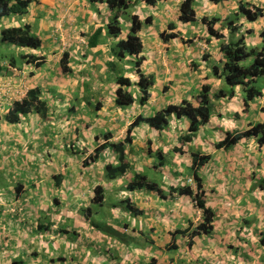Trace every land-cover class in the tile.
I'll list each match as a JSON object with an SVG mask.
<instances>
[{
	"label": "rangeland",
	"instance_id": "obj_1",
	"mask_svg": "<svg viewBox=\"0 0 264 264\" xmlns=\"http://www.w3.org/2000/svg\"><path fill=\"white\" fill-rule=\"evenodd\" d=\"M242 2L252 3V5H256L257 7H261L264 9V0H229L227 3L224 2L222 4H215L217 6H214V4L210 0H196V15H198V17H201L199 18L198 22L199 26L201 25V20L204 17L212 19L213 17L210 16V14L217 13L215 18H219L221 21L215 24V26L222 36L221 39H216L214 37H209L207 33L205 36L204 32L200 33L201 41H198V45L199 47H202L203 50L197 52L200 54V57L193 60V62H196V64L198 63L199 65L197 70L193 69V62L189 63L190 58L185 59L184 57L182 58L181 55V51H183L184 46L187 45L192 48V45L196 44V42H194V39L190 40L189 38V41H181L178 30H171V23L164 22L162 20L157 22L156 20V27H160L162 29H164L165 27L164 32L167 35H177L178 33V38L170 40L169 43H163L164 40L161 39L163 42H159L160 44L158 43V40L156 41V45L154 44V49L151 45L154 38L151 40V43L149 42V63L148 65H146V68L148 71H154L153 75L156 78V84L152 90V96L150 99L152 106L158 105V107L160 108L166 106L168 101H170L168 104H178L183 100L184 97L185 99L192 98L194 94L201 90L202 85H209L211 87V91L213 92L216 91L217 88H219L220 83L216 81L212 82L211 73L209 70L212 69V66H214L215 64H221V61L218 60L220 58H218L217 56V60L213 58L210 52L206 50L207 42H209L210 44H214V46L217 45V47H213V53H216L217 49L221 48L222 39L225 40V42H228L231 38V35H233L232 38H235L236 40L244 38L248 42V44L252 46H259V33L264 27V17L254 23L248 24L245 21L244 23H241L240 16H231L235 11L238 10L239 5ZM158 7L162 8L163 5L159 4ZM133 10V8H130L127 11H122L119 14L120 27L122 28V31L124 33H127L128 29L131 27V17L134 14V12H132ZM153 11H155V9H151L150 6V15H154L155 12ZM230 11H232L231 14H229ZM137 12V15L143 16V9L141 6L137 9ZM167 14L171 19H176L177 9L173 8ZM204 14L206 16H202ZM229 16H231V18L235 19V21L240 24V26L237 25L238 29L236 32H233L230 27L226 25V18ZM59 23L52 26L53 31L51 29L48 30L49 33L52 32L50 38L42 36V40H52L53 38L58 36L61 38V40L64 39V41H66L67 43V36L63 31V26H61L62 24ZM181 28L182 26L180 27V29ZM203 29L205 30L204 27H202V29L200 28V30ZM153 30H155V28L153 27L149 29V31L155 33V31ZM104 38L112 37L105 36ZM150 38H152V36H150ZM60 44L62 45L60 52H62L63 54L66 50L64 46L65 43ZM46 51V55L54 56V53H57L58 49L47 48ZM53 58L54 60H50L48 58L49 61L47 62L49 65H52L53 76L49 77L50 74L48 73V69L42 72L38 80L41 81L43 85L42 98L48 101L49 110L47 112V118L43 120L41 117H39V120L41 122H36L35 125L34 120L26 121L25 119L24 121L22 120V122L20 123L21 125L19 124V126H7L5 123L0 122V132H4V136L8 137L11 141L7 145V139L5 138L6 145L2 143L0 144V167H2L3 171H9L10 178L16 177L18 181L24 184V182L28 179L25 177L27 174L24 173L23 168L21 172L15 167V169L11 170V172L9 169L12 166H15V163H17V161H21L22 163L23 160H26V158L31 159L33 155L38 154L39 156L41 167L37 168H40V170L38 169V171H41L42 175V178L39 180H42L43 182L40 185L36 182L34 184V190L30 195H33V198L38 201L36 203V208L41 207L43 213L44 211L46 213L49 206L52 204L54 207H57V203L59 206L61 205L60 201L57 199L58 197L56 194V190H59V193L65 196L66 193L69 194L68 190L71 191V194H74L76 191L75 189H71L66 186L65 182L63 183L61 181V184H59L56 179V176H58V174L60 175V173L64 172L67 173V176H69L73 171L80 174V176H85L86 174L90 177L91 180H93V182L94 180H96L95 183H99L105 180L103 166L104 164L101 161L98 163L92 162L91 164L86 166V163H88L89 161L88 157L90 155L93 157L95 149L106 142L102 139L103 137H101V141L96 140L98 134H105V132L103 131H97L101 127L100 124H97L95 121L98 119V117L94 116V110H96L97 107H94L93 109L86 102H75V93L77 92L78 95L83 94L80 93L79 90H74V85L77 79L75 78V83L71 88L72 91L69 92L68 90H66L67 86L64 85V83L69 79V77H67L69 75H66L62 72L60 62H58L57 60V55H55ZM204 63L208 64L205 65ZM123 70L124 76L128 75V77L132 80L138 79V75L136 74V71L134 69L133 61L129 63V69L127 68V65H125L123 67ZM148 71H146V76L151 75ZM186 71H194L190 72V74L188 75H190V77H193V79L198 78L199 82L195 83L191 80L193 82L192 85L194 86L189 88L190 90L184 91L176 87L178 85L181 86V83H183L182 81L183 79H185L184 75ZM12 82L13 85L11 84L10 86H7V88L4 90V100H2L0 96V117L2 118L8 113V110L13 105V103L15 101L22 100L25 97L28 89H30V86L35 85V82L33 81L30 84L25 80H22L21 82L23 83V85L19 86L17 85L18 83H14V80H12ZM48 83H51V86H49ZM255 86H257L259 90L264 92V76L258 80ZM56 87L59 88L54 89ZM222 89L226 93L229 92V88L227 87V85L222 87ZM65 91L69 94V96L67 97L69 100H67V102H65L64 100L66 97L63 99L59 97V94L63 96L62 93H64ZM103 92H105V94H102L105 102L109 99V96H111L112 92L109 88L108 90L106 89ZM92 93L95 94V91H93ZM169 94H173V96H168ZM164 97L167 98L165 102H163ZM51 98L53 99L52 101L50 100ZM242 99V93L237 92V96L235 98H227L215 104L213 114L216 110V115H212L211 124L206 126L203 131L199 132V135L192 142H185L183 144L176 138V135L178 137H182V133L186 132L189 127V121L186 119H173L170 127L164 130L163 133L160 134V136H152L151 138H149V141L151 142L148 143V145L145 139L147 135L146 130H141L142 128L140 130L134 129L132 132V137L134 139L133 144L131 146L125 147V154L129 157L128 161L130 163L133 162V166H138L139 162H144V160H146V155L144 153L145 150H149L150 153H154L160 147L167 148L170 145H174L170 150L171 152L177 154L172 153L171 158L170 156H165V161L167 162L165 168L157 171L154 168L150 171L149 168H145V173L148 174L151 181L158 183L163 192L168 193V195H170L171 187L174 186L191 185L194 188L193 197L186 196L185 198L179 196L181 197L180 202L171 203V206L167 205L168 208H166L167 210H170L171 208H173V206L175 207V212H171L169 214L172 218H169L167 220V225H173L172 219L174 220L175 215H177L178 211L184 212L185 215H188L190 213V217L186 219V225L188 228L182 232L180 231L179 233H177V249L169 251L165 249V245H163L164 242L165 244H170V240L167 239V234H164L162 236V234L152 233L151 238L154 239V242L156 240L158 244L160 243L161 246L160 244L159 246L161 248L156 249V245H154L153 250H150V242L151 240L153 241V239H151L149 235L146 237H142L141 239L144 242H141L139 240V236L135 238L132 237L130 233L122 232L119 237L121 239L120 241L109 239L107 243L109 251L104 260L98 257V255L92 257L91 254H88L90 251V253H92L94 251L100 252V250H103V248H99L96 245H99V243H101L100 237L104 236L102 232L107 229V224H103L104 222H100L99 220L108 213L112 212L114 206L113 204H115L114 201L118 200V196L113 193V187L111 192L113 197L110 199V193H108L106 195L104 206L92 204L93 216L91 217L92 219L90 218L89 221L85 222L86 226L83 225V223L82 225H77L76 223V225L78 226L76 228H79L80 230H82V227L85 226L86 228L84 230H87L88 232L92 231V229L97 230V228L99 227V230L101 231L100 232L97 230V232L95 233H83V236L86 237V239H83L81 241V244L79 243L80 239L77 240L75 246L76 244L78 245V252L80 253V255L78 253L79 257L83 261H86V259H93L90 261H97L98 263H103L102 261H105V264H120L121 262L122 264H149L153 261V259L156 260V264H200L203 263L199 261L201 255H204L205 258L208 257L209 260L218 261L219 259H217L218 254L216 253V250H219V248H221L222 253H227L229 256L232 255V258H230L231 264H251L253 261H259V264H264V245L261 244V240L264 237V229L262 233H258L255 236V238H258V240L255 241V238L250 240L253 243H250L246 240H241L240 238L237 239V233H235L232 236L235 239V241H233L234 244L233 246H230L232 245V242H230L232 240H228L227 238L231 230H226L222 233L218 232L219 234L216 233V235L222 236V240L220 241L224 244H221V242L219 241L216 244L214 240H211V237H215L214 234L216 230L212 232L209 238L202 237L200 239H197L196 244L195 241L193 242L191 240L192 230L190 229L194 226H198V224L202 220L201 212L196 207H194L195 201L193 199L197 193V190L195 188L194 179L193 177H191V152H201L202 154L210 155L211 157L210 163H208L206 167L202 169L203 171L202 173H200V177L204 180L203 191L205 192L206 198L214 209L215 220L217 221L216 226L219 227V229L223 230L227 225L231 223L236 224V222L240 223L244 220L249 224L264 226V148L260 147L255 139L241 140V142L237 146L228 150L215 148V145L222 141L227 132H241L247 130L249 126L253 124L264 123V99L258 100L257 103L253 104L248 109H245V107L242 106ZM138 105L139 104H137V108L135 109L137 110L136 115H138L140 111L141 114L138 116H141L143 112L147 113L148 111L149 115L154 114L153 112L150 113V109L152 106H150L149 108L143 107L142 109ZM123 110L128 113V109ZM234 112L239 113V115H241V118H233L232 114ZM104 113L102 115H104ZM88 119L93 122H89ZM43 121L46 124H43ZM106 121H108L109 123V120ZM132 123L133 122H130V124L128 125L127 120L123 119L121 121V126L117 128L118 132L114 131L117 135L112 136V139L115 137L112 143H123L128 137V129ZM24 129L36 130V132L33 133L31 137L34 136L33 139L35 140L33 141H38L39 144L35 143L34 146L29 145L28 148L27 146H23L22 142L18 139L23 138L20 137V132ZM109 129H113V123L109 127ZM96 131L97 136L95 135ZM210 132L212 133V135L210 134ZM88 135H90V137ZM94 135L95 137H93ZM4 136H0V139L4 138ZM60 139H62V142L67 141L66 144L70 145L66 150L63 151L65 153L68 152L69 157H66L65 155L62 161L59 160L60 153H57V150H61L56 145L60 142ZM109 144L111 143L109 142ZM181 144L183 146L184 155L180 157L181 152L178 150V146L180 145L181 147ZM47 150H51L49 156L46 155ZM24 154L30 156H25ZM103 157L107 162L110 163H112V161H117L115 160L116 155L110 149V147L106 148ZM151 157L152 156L149 155V158ZM156 162L158 163V159L156 160ZM64 163H67L69 167H65ZM144 164L145 162L141 165ZM78 165L80 169H75ZM129 176V178L124 177L125 182L127 181V179L125 178H128V181H130V179L132 178V174H130ZM11 181L16 182L15 179H11ZM107 182L112 183V181ZM47 189H49V191ZM121 190L126 191L127 196L131 197L134 195V193L149 192L148 190L129 192L125 187H122ZM155 193L159 195V193ZM199 194L200 193L198 192V195ZM109 201H111V204L109 203ZM64 203L68 205L65 200ZM24 204L25 202L23 203V205ZM27 204H31L33 208V205L35 203L27 202ZM118 205L122 207V210H125V206L123 204L118 203ZM53 206L51 208H53ZM10 212L12 214H15L16 211L14 209H10ZM252 213H255L256 217L258 216L259 218L260 216H262V220L254 217ZM134 218H137V216H134ZM145 218H150L151 221L154 218L160 220V217L156 215L150 216V214L148 216H145ZM80 220L83 221L82 217ZM29 221H33V219L30 218L29 220H26L27 225H29ZM67 221V224H70L69 227L74 226V221ZM59 226L61 227L62 224H60ZM24 227L26 228V226ZM47 233L52 237L53 240L51 241H55L56 247H60L62 243H59L60 241H63L65 239V235H60L59 233H54L53 235L52 231H49ZM26 234H29L30 236V232ZM159 238L161 239V241L159 240ZM137 241H140L142 244L138 243ZM191 242L193 243L192 245H190ZM255 242H257L256 245H259L258 250H252V245ZM114 244L117 247H126V249H116L115 247H113ZM46 248L47 251L45 257L47 259L44 260V262L45 264H50L48 262L51 259V253L49 252L48 245ZM231 248L232 250H228ZM199 249L204 250V252L201 251V253H199ZM224 250L225 252H223ZM37 251L38 253H42L41 248H38ZM9 252L12 253L13 251ZM9 252H7L6 255ZM57 253L58 254L55 253L54 255L55 259L60 257L59 254H61L70 261H72V255L74 254L70 251V249H62L60 251H57ZM31 254L35 256L40 255H37L36 253H34V251H31ZM83 254L86 257H84ZM221 255L220 263H223V257H221ZM18 256H22V258L26 257L27 259V255L23 256L19 254ZM28 256L30 257L32 255ZM18 258L19 257H16L14 258V260L19 261ZM20 261L24 262L22 259Z\"/></svg>",
	"mask_w": 264,
	"mask_h": 264
},
{
	"label": "crops",
	"instance_id": "obj_2",
	"mask_svg": "<svg viewBox=\"0 0 264 264\" xmlns=\"http://www.w3.org/2000/svg\"><path fill=\"white\" fill-rule=\"evenodd\" d=\"M30 1H31V4L29 7L28 14L22 17L13 16V17H9L6 19H2L0 21V29H2L3 27L4 28L20 27V26L27 24V25H31L34 32L42 39V36H46L50 38V35L52 32L49 33L48 30L51 29L53 31L52 26L60 22L59 24H62L61 26H63V31L65 32V35L67 36L66 40L68 42L66 43L64 39L61 40V38L58 36H56L52 40L51 39L42 40L44 43L42 51H33L35 54L37 55L42 54V56H45L47 58L46 62L41 68L37 69L32 64L24 65V67L21 70L10 69L7 66L8 69L0 74L1 99L4 100V97H5L4 90L7 88V86H10L13 83L12 80H14L15 84L18 83L17 84L18 86L23 85V83L21 82L22 80H25L26 82L30 84L33 81L35 82V85L30 86V89L38 88L41 91H43L42 89L43 85L41 81H38L42 72L49 69L48 71V73L50 74L49 77L53 76L52 65H49L47 63L49 61L48 58L50 60L51 59L54 60L53 57L57 55V58H58L57 60L58 62H60L61 57H62V52H60L62 45L60 43L62 44L65 43L64 45L66 48L65 52L69 53V66L72 69V75L67 76L69 77V79L64 83V85L67 86L66 90H68L69 92L72 91L71 88L73 84L75 83V78H76L77 80L74 85V90L75 91L79 90L80 93H83V94L78 95V93L76 92L74 95V97L76 98L75 102H78V101H79L78 103L86 102L93 109L97 104H100V106H97V109L94 110L95 111L94 116L98 117V119L95 121L97 124H100L101 126L100 129L97 131L98 132L103 131L105 133L108 132L107 134L110 133L112 134V136L117 135L114 131L118 132L117 128L121 126V121L123 119H126L129 125L130 122H133V120L138 115L141 114V111H140V113L136 115L137 110L135 109L137 108V104L129 108L128 113H126L123 109L116 107L114 103L115 92L117 90V87L115 85L116 75L112 74L111 71H109V68L107 67L108 62L114 60L113 49L116 46V43L120 39H125L128 32L127 33L123 32L119 38H104L106 36V31H105L106 25H108L109 20L111 19L110 16H112L111 15L112 13L105 4L96 3V2H93V0H30ZM131 1H132L131 8L134 9L132 11L134 12L133 15L138 14L137 9L141 6L143 9V16L141 15L140 16L138 15V16L142 20H145L149 16L153 17L152 25L143 27L140 33L141 39L144 44L143 55L145 57V62L143 63L141 67V70L143 71L142 73L144 75L147 74L146 71H148L146 68L147 67L146 65H148L149 63V52H148L149 42L151 43V40L154 38L153 42L151 43L152 48L154 49L157 43L156 41L159 40L158 43L162 41L161 34L164 33L165 27L164 29L160 27H156V23L160 20L164 22H168V23H175V25L177 26L175 30H178L181 41L182 40L187 41L190 38V40L194 39V42H196L195 45L194 44L192 45V48L187 45L183 47V51H181L182 58L183 57L185 59L190 58L189 63H192L195 58L200 57V54L197 52L203 50L202 47H199L198 45V41H201L200 28L202 29V26H201L202 24L199 26V23H198L199 21H198L194 25H190V24L184 25L179 21V6L182 0H163L159 2L155 7L151 6V9H155V11H153L155 12L154 15H150L149 13L150 6L143 4L142 2H140V0H131ZM159 4L160 5L162 4L163 7L159 8L158 7ZM214 6H217V5L214 4ZM173 8L177 9L176 19H173V18L171 19L169 15L167 14ZM232 11H230L229 14H231ZM216 14L212 13L210 14V16L215 17ZM202 16H206V15L204 14ZM197 18L199 20V18L201 17H198L197 15ZM240 21L241 23L244 22L242 20ZM181 26L182 28L180 29ZM152 27L155 28V30H153L155 31V33L152 31H149V29H151ZM99 28L103 29V35L101 37V40L98 46L94 48H90L88 45L89 39L95 33V31ZM206 32L207 31L204 32V36L206 35ZM150 36H152V38H150ZM213 47H217V45L214 46V44H210L209 42H207L206 50L210 52L213 58L216 59V56L220 58L221 60L220 59L218 60L221 61L222 63L223 57L220 52V49L218 48L217 52L213 53ZM47 48L48 49L57 48L58 52L54 53L55 54L54 56L46 55L45 53L47 52L46 51ZM196 48H197V51H196ZM11 50H14L13 47L11 48ZM129 61L132 62L133 58H128L127 60L128 64L130 63ZM204 64L207 65L208 63H204ZM198 67L199 65L197 63V67H194L193 69L197 70ZM127 68L129 69V65L127 66ZM209 71L211 73L212 82L216 81L220 83V81L217 80L216 77L214 76L212 69H210ZM148 72L151 75L154 74V71L152 70ZM190 72H194V71H186L184 75L185 79H183L182 81L183 83H181V86L178 85L176 88L180 90L182 89L184 91L190 90L189 88L194 86L192 85L193 83L192 81H194L195 83L199 82L198 78L193 79V77H190V75H188L190 74ZM137 80L138 79L133 80V81H137ZM48 85L51 86V83H48ZM57 88L59 87H56L54 89H57ZM108 88L111 89L112 94L111 96H109V99L104 102V97L102 94H105V92L103 91H105L106 89L108 90ZM93 91H95V94L92 93ZM100 91H101V94H100ZM62 94L63 96L59 94V97L61 99L66 97L64 100L65 102H67V100H69L67 98L69 94L66 91ZM197 95H198V92L194 94V96H197ZM168 96H173V94H169ZM166 99L167 98L164 97L163 102H165ZM183 99H185V97ZM50 100L52 101L53 99L51 98ZM169 102L170 101H168L167 104ZM151 104H152L151 101H149L148 104L145 106H140V105L138 106L143 109V107L149 108L150 106H152ZM166 106H163L160 108L158 107V105L152 106L150 109V113L151 112L154 113L155 111L161 110L162 108ZM103 113L104 115H102ZM142 115L148 117L149 111L147 113L143 112ZM25 120L26 121L34 120V125L36 122H41L39 120V116H36V115L29 116ZM88 120L89 122H93L90 119ZM106 120H109V123ZM0 122L5 123L2 117H0ZM112 123H113V129H109ZM43 124H46V123L43 121ZM140 129L146 130L147 135L145 139L147 141V144L149 142V138H151L152 136L153 137L160 136L159 132H156V131H152V133L149 132V128H146L144 125L141 126L138 130ZM97 131L95 134L96 136H97ZM35 132L36 130L24 129L20 132V137H23V138H19L18 140L22 142L23 146H27V148L29 145L34 146L35 143L39 144L38 141H33L35 140L33 139L34 136L31 137L32 134ZM148 132H149V135H148ZM4 135H5L4 132H0V136H4ZM95 135L93 137H95ZM99 135L101 134H98V136ZM88 136L90 137V135ZM5 138L7 139V145L9 144V142H11L8 137L4 136V138L0 139V144L2 143L6 145ZM114 139L115 137L111 139L109 142L112 143ZM100 141H101V137H100ZM66 143L67 141L62 142V139H60V142L56 144L58 148H60L61 150V151L57 150V153H60V156H59L60 161H62L65 155L66 157L69 155L68 152L66 153L63 152L70 146V145H67ZM50 151L51 150L46 151L47 156H49ZM25 156H30V155H25ZM115 160H116V157H115ZM101 162L104 164L107 161L105 160ZM64 164H65V167H69L67 163H64ZM14 167L16 169H19L20 172L22 171V168H23L24 173L27 174L25 177L28 180L25 181L23 184L20 181H18L16 177L10 178L9 171L8 172L3 171L2 167H0V264H18L19 262H21L20 261L21 259L24 261L22 262V264H45L44 260L47 259L45 257L46 251H47L46 250L47 245L49 246V252L55 249H57L55 251H60L62 249L67 250L68 247L70 246L69 245L70 241L67 235H65V239L63 241H60L59 243V244L62 243L64 245L61 244V246L57 248L55 241L53 242L51 241L53 239L51 236L48 235V233L38 231L39 224L45 222L47 219L50 218V222L54 224V228L60 227L59 226L60 224L66 225L68 223L67 220L69 221L71 220V222L74 221V224H73L74 226L69 227V224H68L67 230H71L74 227L76 228L78 227L77 225H82V223L83 225L86 226L85 219L83 221L80 220L82 217L81 211L84 208H88V207L92 208V204H93L92 201L94 198V189L98 185H102L105 191L107 192V194L110 193V196L112 195L111 192H112V188L114 187L113 193H115V195L118 196V200L114 201L115 204H113L114 206H113L112 212L108 213L105 219L108 222L113 223L112 224L113 228L115 230L120 231L121 233L122 232L130 233L132 237H135V238L139 236V240L141 242H144L141 239L142 237H146L149 235V237L151 238L152 233L162 234V236L164 234H167L168 236L167 239L170 240V243H171L173 239L172 235L174 233L176 234V237H177L176 241H177L178 239L177 233H179L180 231L182 232L188 228L186 225V221H187L186 219L190 217V213L188 215H185L184 212L182 211L181 212L178 211L177 215H175L174 220L172 219L173 225H167L168 223L167 220L169 218H172L169 214L171 212H175V207L173 206V208H171L170 210H167L166 208H168V206H171V203L180 202L181 197H179V195L171 194V193L170 195H168V193H164V196H160L156 194L155 192L149 191V192H143V193H134V195L131 197V196H127L126 191L121 190L122 187H125V188L127 187V184L124 183V179H122L123 181H121L120 179L117 181H112V183H108L107 180L105 179L99 183H95L96 180H94L93 182V180H91L90 177L87 176L86 174L85 176L81 175L82 176L81 177L80 174L75 173L73 171L72 173H70V175L68 173L69 176H67V173H64V172L60 173V175H62V177L65 175L62 178V182L63 183L65 182V185L68 186L69 188L75 189L76 190L75 193L71 194V191L68 190L69 194L66 193V196H65L63 194L61 195V193H59L60 192L59 190H56V194L58 197L57 199L60 201L61 205L59 206L57 203V207H54L52 204L48 208L49 211L47 210L48 212L46 211L45 213L44 211L43 213V211L41 210V207L36 208V203L38 201L33 198V195H30L31 192L34 190V184L37 182L40 185L43 182L42 180L41 181L39 180L42 178V175H41V171H38V169L40 170V168H37V167H41L38 154L33 155L31 159L26 158V160H23L22 163L21 161H17V163H15V166H12L9 169L10 172L11 170L15 169ZM75 169H80L79 165L76 166ZM127 175H129V173ZM11 179H15L16 182L11 181ZM18 183L19 184L21 183L23 185L21 195H18L16 191V186L18 185ZM47 190L49 191V189ZM137 191H142V190H137ZM182 197L186 198V196H182ZM126 198L130 199L131 205L133 204L134 205L133 207L142 211L143 214H140L139 216H137V218H134V215L127 212L126 209L122 210V207L118 205V203H121V201H123ZM64 200L67 202L68 205L64 203ZM135 200L137 201V203ZM24 202L25 204L23 205ZM27 202L35 203L33 205V208H32V205L27 204ZM52 206L54 209L51 208ZM10 209H14L16 211L15 214H12L10 212ZM149 214L150 216L156 215L160 217V220L154 218L151 221L150 220L151 217L149 219L145 218V216H148ZM252 214L254 217H256L255 213H252ZM30 218H32L33 221H29V225H27L26 220H29ZM256 218L262 220V216H260V218L257 216ZM216 224H217V221L215 220L214 222V226H215L214 230H216L214 234L215 237H211V240H214L215 243L217 244L218 241L221 242L220 240H222V236L221 235L218 236L216 235V233L219 234L220 232L222 233V232H225L226 230H231L227 238L228 240L229 239L232 240L230 241L232 242V245L230 246H233L234 244L233 241H235V239L232 236L235 233H237V239L240 238L241 240H246L250 243H253L250 240L254 239L258 233H262L264 229V226L249 224L245 220L240 223L236 222V224L231 223L227 225L223 230L219 229V227H217ZM24 226H26V228ZM85 226L82 227V230H80L79 228H76V230L81 234V236H83V233L87 234L90 232H93V233L97 232V231L88 232L87 230H84L86 228ZM195 227L196 226L192 227L190 230L195 229ZM84 231H87V232H84ZM28 232H30V236L29 234L28 235L26 234ZM103 237H106V236H103ZM43 238H44V242H43ZM197 239H200V238L194 239L195 244L197 242L196 241ZM159 240L161 241L160 238ZM256 240H258V238H255V241ZM140 241H137V242L142 244ZM100 242L101 243H99V245L98 244L96 245L97 247L104 248L105 246H107L108 241L106 238L105 239L101 238ZM159 244L157 243L156 240L155 242H154V239L153 241L151 240L150 250L151 249L153 250L154 245H156V249L161 248L160 247L161 244L160 246ZM221 244H224V243L221 242ZM256 244L257 242H255L252 245V250L259 249V245H256ZM163 245L166 246L167 244H165L164 242ZM242 246H245V245H242ZM113 247H115L116 249H119V248L126 249V247H123V246L117 247L115 246V244L113 245ZM38 248L42 249V253H38L37 251ZM105 248L109 249V247H105ZM228 250H232V248ZM6 251L7 252L13 251V252L12 253L9 252L6 255L7 253ZM31 251H34V253H36L37 255L39 254L40 255L35 256L31 254ZM201 251L204 252V250L199 249V253H201ZM223 252H225V250ZM216 253L218 254L217 256V259H219L218 261L209 260L208 257L205 258L204 255H201L199 261L203 263H200V264H231L230 258H232V255L229 256L227 253L226 254L222 253L221 248H219V250H216ZM19 254L23 256L27 255V259L26 257L22 258V256H18ZM28 255H32V256L29 257ZM220 255L221 257H223L222 258L223 263H220ZM50 256H51V259L48 262L50 264H97L98 263L97 261H90L93 259H86V261H83L80 257H78V259L76 260L72 259V261H70L64 255L63 257L66 258V261L62 263L61 262L58 263L55 261V256L53 255H50ZM16 257H19L18 258L19 261L14 260V258ZM98 264H105V262L98 263ZM120 264H122V262ZM251 264H259V261H256V262L253 261Z\"/></svg>",
	"mask_w": 264,
	"mask_h": 264
},
{
	"label": "trees",
	"instance_id": "obj_3",
	"mask_svg": "<svg viewBox=\"0 0 264 264\" xmlns=\"http://www.w3.org/2000/svg\"><path fill=\"white\" fill-rule=\"evenodd\" d=\"M163 0H140L143 4L147 6L155 7L159 2ZM214 4H220L227 2L228 0H210ZM93 2L105 4L107 8L111 11V20L106 26V37L119 38L123 33L120 27L119 14L122 11H127L131 8V0H93ZM196 0H182L179 6V21L184 25H194L198 22L197 11L195 9ZM30 0H0V21L13 16L22 17L28 14ZM231 16L241 17L248 23H254L264 17V9L252 5L249 3H240L238 11H235ZM227 17V23L230 29L235 32L237 31L238 24L235 19ZM221 20L219 18L213 17L208 19L204 17L201 20L202 27L205 30H200V33L207 31L209 37H214L216 39H221L222 36L216 29L215 24L219 23ZM153 23V17L149 16L145 20H142L138 15H132L131 17V27L128 30V34L125 39H120L113 49V61L108 62L107 67L112 74L116 75V87L114 103L116 107L121 109H129L135 104L145 106L151 99L152 90L156 84V78L154 75L146 76L142 73L141 67L145 62L144 44L141 39V31L145 26H151ZM171 30H175L177 26L175 23L170 24ZM103 35V29L99 28L89 39V47L94 48L98 46L101 37ZM178 35H167L165 32L161 34V39L164 43H169L170 40L177 38ZM231 38L228 42L222 39L220 52L223 57V61L220 65L215 64L212 67V72L217 80L220 81V86L216 91H211L209 85H202L201 90L198 92L197 96L192 98L183 99L180 103L168 104L161 110L155 111L154 114L147 116H138L135 118L133 123L128 129V137L123 143H111L109 141L112 139V134H101L97 136L96 140H100V137L106 142L95 149L93 157L90 155L88 157L89 161L86 166L93 163H98L100 161H105L103 155L107 147L114 152L116 155V162H106L104 163V175L107 181H117L124 179V177L132 178L130 181L124 183L127 184L126 190L129 192H135L137 190H148L150 192H157L160 196H164V192L160 185L154 181H151L148 174L145 173V168L160 170L166 167L165 156H170L171 154H177L171 152L170 149L173 146H168L167 148L160 147L154 153H150L149 150H145L146 160L144 162H139L138 166H133L130 163L128 156L125 154V147L131 146L133 144L132 132L134 129H139L141 126L149 128V132L156 131L162 134L164 130L170 127L173 119L189 121V127L185 133H182V137L176 138L183 144L186 142H192L198 135L199 132L203 131L204 128L211 124L212 115H216L215 111L213 114L214 105L219 103L221 100L227 98H235L237 96L236 89L242 93V106L248 109L253 104L257 103L258 100L264 99V92L259 90L255 84L258 80L264 76V27L259 33L260 44L259 46H252L245 41L244 38L236 40ZM224 38V37H223ZM44 43L42 39L34 32L31 25H23L20 27H10L0 29V74L10 69L21 70L24 65H33L35 68H41L46 62V57L42 54H35L33 51H42ZM13 47L14 50H11ZM33 52V53H32ZM128 58H133L134 69L138 75V80L133 81L128 76H124L123 67L129 65L127 63ZM130 62V61H129ZM194 67L197 64L194 63ZM61 70L66 75H72V69L69 66V53L64 52L60 60ZM229 88V94L226 93L222 87L226 86ZM229 95V96H228ZM100 106L97 104L95 107ZM49 110L48 101L42 98V91L38 88L30 89L26 97L20 101H15L13 105L9 108L8 113L3 117V121L7 125L16 126L22 122L23 119L29 116L36 115L41 117L43 120L47 118V112ZM232 117L235 119H240L241 115L234 112ZM221 118V117H220ZM151 130V131H150ZM212 135V133L210 132ZM176 139V140H177ZM255 139L260 147L264 148V123H257L249 126L245 131L227 132L225 137L215 145L216 149L228 150L237 146L241 140ZM149 141L148 143H150ZM179 144V143H178ZM148 145V144H147ZM178 150L181 152L180 157L184 155L183 146L181 144L178 146ZM177 152V151H176ZM149 155L152 156L149 158ZM156 159H155V157ZM157 155V156H156ZM191 174L195 182V188L197 193L194 197V207H196L202 214V220L191 232V240L194 242L195 238L210 237L214 231L215 213L213 207L210 205L208 199L206 198L204 189V180L200 177L202 169L210 163V155L202 154L201 152H191ZM158 159V163L156 160ZM149 164V165H147ZM129 173V175H127ZM62 175L56 176L59 184L62 181ZM23 185L18 183L16 186V191L18 195L22 194ZM193 187L191 185H182L171 187L170 193L179 196H194ZM198 192L200 193L198 195ZM107 192L102 185H98L94 189L93 204L104 206ZM110 196V195H109ZM112 198V195L109 197ZM130 199L126 198L121 201V204L125 206L127 212L133 214L134 216H139L143 214L142 211L133 207L134 205L130 203ZM111 204V201H109ZM92 208H84L81 211L82 219L85 222L89 221L93 216ZM98 214V213H97ZM107 215L102 217L99 221L107 224V229L102 232L104 234L102 239H114L120 241L119 238L121 232L115 230L112 226L113 223L108 222L105 218ZM92 219V218H91ZM117 221V220H116ZM70 226V224H69ZM39 232H49L59 233L60 235H67L70 241L68 249L72 253V259H78V245L75 243L80 239L79 243L86 237L81 236V234L74 227L71 230L68 229V224L62 225L61 227L54 228V224L50 222V218L45 222L39 224ZM99 228H97L98 231ZM121 229V227H120ZM93 230L92 231H97ZM101 232V231H100ZM172 242L165 246L167 251L177 249L176 245V234L172 235ZM74 244V245H73ZM193 243L191 242L190 245ZM261 244L264 245V237L261 240ZM64 245V244H62ZM80 246V245H79ZM107 247V246H105ZM103 248L100 252L94 251L91 254L92 257L98 255L104 260L108 253L107 248ZM57 250V249H55ZM52 250L51 255L58 254L57 251ZM84 255V254H83ZM86 255V253H85ZM84 255V257H86ZM60 257L56 258V262H65L66 258L59 254ZM105 262V261H103ZM18 264H22V261ZM149 264H156V260L153 259Z\"/></svg>",
	"mask_w": 264,
	"mask_h": 264
},
{
	"label": "clouds",
	"instance_id": "obj_4",
	"mask_svg": "<svg viewBox=\"0 0 264 264\" xmlns=\"http://www.w3.org/2000/svg\"><path fill=\"white\" fill-rule=\"evenodd\" d=\"M228 1H229V0H228ZM228 1H227V2H228ZM242 3H244V2H242ZM249 4H252V3H249ZM237 11H238V10H237ZM242 19H243V18H241L240 20H242ZM243 21H245V20L243 19ZM240 22H241V21H240ZM245 22H246V21H245ZM242 23H244V22H242ZM246 23H248V22H246ZM248 24H251V23H248ZM237 29H238V27H237ZM235 32H236V31H235ZM245 41H246V40H245ZM218 65H220V64H218ZM28 91H29V90H28ZM28 91H27V92H28ZM236 91L239 92V89L237 88ZM26 94H27V93H26ZM25 97H26V95H25ZM25 97H24V98H25Z\"/></svg>",
	"mask_w": 264,
	"mask_h": 264
}]
</instances>
